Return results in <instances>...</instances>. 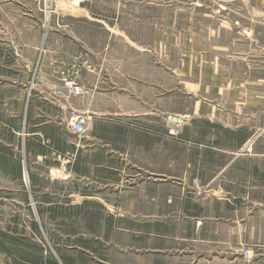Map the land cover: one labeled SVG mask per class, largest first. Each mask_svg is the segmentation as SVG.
<instances>
[{
  "label": "crops",
  "instance_id": "1",
  "mask_svg": "<svg viewBox=\"0 0 264 264\" xmlns=\"http://www.w3.org/2000/svg\"><path fill=\"white\" fill-rule=\"evenodd\" d=\"M89 1L68 4L62 44L14 45L37 59L17 79V162L26 169L30 155V171L68 172L85 186L39 202L41 216L107 220L112 237L115 221H128L127 264H246L243 250L264 252V0H94L111 12L100 26ZM183 27L226 29V53L191 47L188 142L168 148L166 43ZM77 55L80 92L70 94L62 75ZM72 104L91 126L75 150L61 131ZM130 122L146 131H115ZM120 138L134 146L121 150Z\"/></svg>",
  "mask_w": 264,
  "mask_h": 264
},
{
  "label": "rangeland",
  "instance_id": "2",
  "mask_svg": "<svg viewBox=\"0 0 264 264\" xmlns=\"http://www.w3.org/2000/svg\"><path fill=\"white\" fill-rule=\"evenodd\" d=\"M90 1L88 3L92 6L90 14L94 18L93 23L95 26H100L97 20L103 19V14L109 15L110 9L106 12L97 10L100 9L97 7H101V4H95L94 0ZM72 2L74 3V0H0V264H37L46 257L56 259L58 264H63L58 253L69 255L74 260V264H127L128 259H134L127 256L129 255V249L125 246L127 232L121 230L127 226L126 220L115 221L120 230L114 229L112 237V234H109L107 220L75 217L48 219L46 216L40 219L33 212L31 201L36 202L37 210L39 202H46L51 198H63L70 192L76 193L77 198L78 192L85 187L84 180L82 182L77 176L68 172L30 171V155L26 156L25 162L28 165L26 169L21 167L20 177H17L14 169L5 168L2 163L4 157L10 160V165L18 160L21 161L22 157L19 156L21 143L15 133L18 130L15 128L16 123L10 121L16 119V111L17 114L19 112L18 102L23 96L17 81L18 76L24 72L29 73L32 70L28 68L29 65L37 62V59L35 61L31 58L30 51H26L29 52L28 57L25 54L23 57L21 54V57H18L15 42H18V39L30 41L34 39L40 50L45 42L47 47L51 44L45 39H57V42L54 40L53 45L62 44L65 39L62 24L68 18V9H71L68 4ZM123 22L119 21V26H125ZM172 30L175 35L183 34V39L168 38L166 43L168 76L166 147L168 148L185 147L184 145L187 144L185 142L188 140L186 136L181 135L180 127L186 121L189 110L196 100L186 89V82H190L185 72H190V58L187 55L190 54L191 47L196 50L197 46H200L201 49L226 53V29L183 27L168 29V32ZM196 31L210 38L199 39L196 42L194 38L192 39L193 32ZM217 35L220 37L215 38ZM240 43L244 50H251L254 44L253 41L249 43L246 39ZM61 83L66 87L64 81ZM66 89L70 94L73 93L67 87ZM199 97L202 99L201 95ZM76 104H72L73 109L69 110L70 118L66 110L67 122L61 128V131L66 133L65 140L72 150L79 147L82 143L80 137L91 127L85 124V130L81 135L70 129V123L80 119L77 110L74 111ZM121 127L115 130L120 135L138 130L146 131L133 122L125 123ZM134 143L135 141L131 139L125 142L120 138L117 141L121 150L124 145L132 148ZM34 221L38 223L37 231L32 228ZM113 238L115 243L112 241ZM83 240L88 241L91 251L78 246ZM77 254L81 256L78 257ZM246 264H264V252L251 255V258L246 260Z\"/></svg>",
  "mask_w": 264,
  "mask_h": 264
},
{
  "label": "built area",
  "instance_id": "3",
  "mask_svg": "<svg viewBox=\"0 0 264 264\" xmlns=\"http://www.w3.org/2000/svg\"><path fill=\"white\" fill-rule=\"evenodd\" d=\"M80 59H81V56L77 55L73 60L74 62L72 65V70L62 75V81H64L67 84V86L70 87L71 91L75 94H78L80 92V87H79L78 80H77V74L81 67ZM179 121H181V119H179ZM70 129L74 133L81 134L85 130L84 120L81 118V119L72 121L70 123ZM34 204H35L34 201L30 202L31 206H34ZM241 255L244 260H249L251 258V254L247 249L243 250L241 252Z\"/></svg>",
  "mask_w": 264,
  "mask_h": 264
},
{
  "label": "trees",
  "instance_id": "4",
  "mask_svg": "<svg viewBox=\"0 0 264 264\" xmlns=\"http://www.w3.org/2000/svg\"><path fill=\"white\" fill-rule=\"evenodd\" d=\"M29 148H30V144L26 142L25 143V150H26V152L29 151ZM2 163H4L3 166L5 168L14 169L15 173L17 174V177H20L21 176V165L17 161L14 162L12 165H10V160L4 157L2 159ZM42 211H43V209H41V208H37V210H36L37 216L40 219L42 217L41 216V212ZM32 228H34V230L37 231V229H38V223H36V221H34L32 223ZM78 246H80L81 248H84V249H86L88 251H91V246H89V243L86 240H83L80 243V245H78ZM58 255H59V258H60V260L62 261L63 264H74V260L71 259L69 255H63L61 253L60 254L58 253ZM77 256L79 257L81 255L77 254ZM83 260H85V259H83ZM37 264H58V261L56 259H52V258L46 257V258H42Z\"/></svg>",
  "mask_w": 264,
  "mask_h": 264
}]
</instances>
